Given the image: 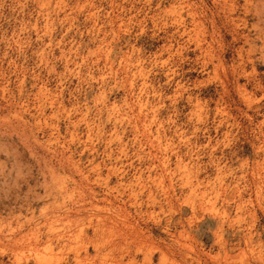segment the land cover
I'll list each match as a JSON object with an SVG mask.
<instances>
[{
	"label": "rangeland",
	"instance_id": "rangeland-1",
	"mask_svg": "<svg viewBox=\"0 0 264 264\" xmlns=\"http://www.w3.org/2000/svg\"><path fill=\"white\" fill-rule=\"evenodd\" d=\"M260 1L0 0V264H264Z\"/></svg>",
	"mask_w": 264,
	"mask_h": 264
},
{
	"label": "bare ground",
	"instance_id": "bare-ground-1",
	"mask_svg": "<svg viewBox=\"0 0 264 264\" xmlns=\"http://www.w3.org/2000/svg\"><path fill=\"white\" fill-rule=\"evenodd\" d=\"M260 1V0H259ZM261 2V1H260ZM256 6V5H255ZM231 7V6H230Z\"/></svg>",
	"mask_w": 264,
	"mask_h": 264
}]
</instances>
